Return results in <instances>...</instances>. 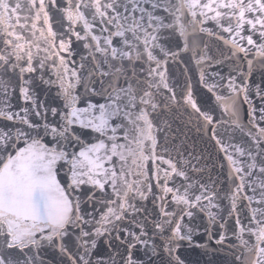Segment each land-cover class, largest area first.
Segmentation results:
<instances>
[{"label": "snow or ice", "instance_id": "6c2138e0", "mask_svg": "<svg viewBox=\"0 0 264 264\" xmlns=\"http://www.w3.org/2000/svg\"><path fill=\"white\" fill-rule=\"evenodd\" d=\"M208 21L219 31L204 28ZM198 33L228 46L237 66L227 77L205 70L222 61ZM74 40L84 42L90 67L84 57L71 59ZM177 62L199 69L198 82L222 106L220 119L197 103L190 83L173 82ZM257 63L264 67V0H0V264H46L49 250L60 264H145L141 249L161 264H185L177 252L198 233V214L207 216L210 240L212 225L225 229L223 200L235 227L216 243L234 237L233 264H264V87L251 82ZM36 80L56 87L58 106L38 99ZM222 89L227 95L217 94ZM17 90L19 108L11 103ZM241 103L251 112L244 126ZM177 116L208 133L232 187L222 192L211 177L193 179L205 171L199 157L169 154L168 118ZM101 238L112 250L106 259L97 250Z\"/></svg>", "mask_w": 264, "mask_h": 264}, {"label": "water", "instance_id": "95a60500", "mask_svg": "<svg viewBox=\"0 0 264 264\" xmlns=\"http://www.w3.org/2000/svg\"><path fill=\"white\" fill-rule=\"evenodd\" d=\"M58 15H53V28L54 30L59 31V25L55 23L58 20ZM23 23V21H22ZM37 29L43 27V22H36ZM204 28L212 29L213 31H219L213 21H208L203 25ZM18 32H22L29 39L32 37L30 34L23 29L17 28ZM36 35L39 36V32H36ZM197 39L201 41V45H208L209 54L215 55L221 63H214L213 67L206 68L207 72H219L221 76L227 77L229 73H232L236 68V63L233 62L231 57V52L227 45H224L222 41L216 39L214 36H208L206 33H198ZM255 39V37H254ZM83 41L73 42V49L75 54L71 57L77 64L81 63V57H84L86 67H90L88 62L89 51L83 47ZM43 53H41L42 55ZM251 59V55L249 56ZM239 66L245 68V62L243 60V54H240L238 59ZM170 73L172 74L173 82H178L179 85H183L186 82L191 84L193 95L197 100V103L205 110H209L210 114L213 115L216 119H220L222 114V106L220 102L216 100L215 95L212 92H209L205 87L200 84L199 81V69L195 66L194 63H179L170 67ZM48 76L45 75V79ZM251 82L253 84H259L261 87H264V67L259 63L255 65L251 75ZM16 81L13 80V85ZM35 95L40 101H43L46 105L58 106L60 100L57 98L56 87H49L45 84H42L39 80L35 81ZM79 91V90H78ZM217 94L227 95L225 90H221ZM93 102L100 100L99 97H93ZM100 102H103L102 100ZM11 103L14 107L19 108L23 101L19 96L18 90L12 94ZM253 103L255 105H260L261 101L258 98H254ZM251 117L250 105L248 103H241L239 109V121L242 126L247 125ZM224 119H228L225 115ZM168 123L171 124L170 130L167 132V142H168V152L173 158H177V153H181L184 157L197 156L201 159V164L198 165L205 169L202 175L193 176V179H204L207 180L208 177H211L213 181L216 182L217 189L224 191L233 186L232 180L229 177V168L227 161L225 160L223 154L215 146L214 142L209 139L207 132L197 130V128L190 125H186L184 120L180 116L175 117V119L168 118ZM229 133H233L231 125L228 126ZM80 134L83 135L85 140L94 138V134H91L83 129L77 130ZM218 131L223 132L222 128H218ZM236 140L240 143L245 142V137L243 133L238 130L234 131ZM191 174V173H190ZM58 179L61 180V183H64L63 173L58 175ZM100 193H97V196H100ZM222 206L225 209L224 215L227 220L224 230H221L217 225H212L210 232L212 239H209L208 234L204 231V227L208 225L207 216L204 213H200L196 217V223L199 226V231L193 237V242L188 243L187 241L181 242V246L177 255L184 260L185 264H233V253L230 249V245L235 243V238H231L225 241L224 245H219L216 243L221 231H225V234L231 237V233L235 227L234 218H227V206L228 202L226 200L221 201ZM86 206V205H85ZM145 206L148 208L149 212H152L153 205L151 203V197L148 202H145ZM83 207V206H82ZM99 207V206H98ZM100 211H103V208H99ZM245 205L243 203H238V213L242 222L245 220ZM151 219V217H149ZM159 243V241H157ZM106 259L109 253L112 251L108 248L107 244L104 242V238H101L98 241L97 249ZM120 252H123L124 249L121 247L118 249ZM46 264H60L61 256L55 251L49 250L45 254ZM137 255L145 261V264H161L159 258H151L150 253L146 254L145 250L141 249L137 252ZM118 259V258H117ZM166 259V258H165Z\"/></svg>", "mask_w": 264, "mask_h": 264}]
</instances>
